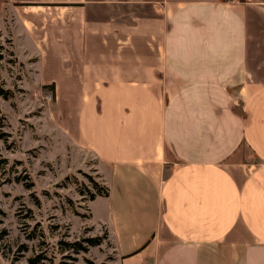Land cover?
I'll return each instance as SVG.
<instances>
[{"label":"crops","instance_id":"obj_1","mask_svg":"<svg viewBox=\"0 0 264 264\" xmlns=\"http://www.w3.org/2000/svg\"><path fill=\"white\" fill-rule=\"evenodd\" d=\"M0 30L107 166L118 264H264V0H1Z\"/></svg>","mask_w":264,"mask_h":264},{"label":"rangeland","instance_id":"obj_2","mask_svg":"<svg viewBox=\"0 0 264 264\" xmlns=\"http://www.w3.org/2000/svg\"><path fill=\"white\" fill-rule=\"evenodd\" d=\"M24 51L0 30V264H118L95 200L109 170L52 118L54 85Z\"/></svg>","mask_w":264,"mask_h":264},{"label":"trees","instance_id":"obj_3","mask_svg":"<svg viewBox=\"0 0 264 264\" xmlns=\"http://www.w3.org/2000/svg\"><path fill=\"white\" fill-rule=\"evenodd\" d=\"M51 87V86H50ZM51 89H53V88H51ZM92 199H93V197H92ZM91 242V241H90ZM92 243V242H91Z\"/></svg>","mask_w":264,"mask_h":264},{"label":"built area","instance_id":"obj_4","mask_svg":"<svg viewBox=\"0 0 264 264\" xmlns=\"http://www.w3.org/2000/svg\"><path fill=\"white\" fill-rule=\"evenodd\" d=\"M232 1H237V0H232Z\"/></svg>","mask_w":264,"mask_h":264}]
</instances>
